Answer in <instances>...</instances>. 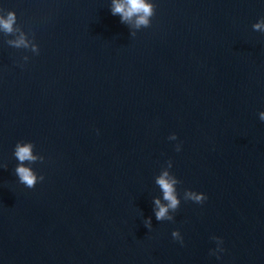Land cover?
<instances>
[{
  "label": "water",
  "instance_id": "95a60500",
  "mask_svg": "<svg viewBox=\"0 0 264 264\" xmlns=\"http://www.w3.org/2000/svg\"><path fill=\"white\" fill-rule=\"evenodd\" d=\"M149 2L137 29L112 0H0L17 18L0 28V264H264V0ZM19 142L43 157L23 163L31 189ZM165 172L180 206L157 220Z\"/></svg>",
  "mask_w": 264,
  "mask_h": 264
},
{
  "label": "clouds",
  "instance_id": "9594fccd",
  "mask_svg": "<svg viewBox=\"0 0 264 264\" xmlns=\"http://www.w3.org/2000/svg\"><path fill=\"white\" fill-rule=\"evenodd\" d=\"M111 14L113 16H119L121 18V23H131L133 19H135V27L137 29L140 28H148L151 26V18L155 15V6L153 3H150L149 0H112L111 5ZM17 23V18L14 12H8L7 17H0V28H2L6 33L11 34L14 31L13 26ZM253 29L255 31H259L264 33V19H261L260 22L255 23L253 25ZM135 36V33H132ZM15 46L17 48L24 46L28 47V44L25 41L24 34L21 33V38L17 42H15ZM31 51L35 54H39V48L37 45H32ZM27 61L28 57L24 58ZM260 120L264 121V112L259 114ZM171 140H175L176 136L172 135L169 137ZM34 145L30 142H19L15 146L14 156L20 162L19 165L15 169V174L19 178V182L25 185L27 188L31 189L36 186L38 182H42L44 177L37 176L36 173L33 172L32 169L28 167H24L23 163L25 161L30 163H35L37 160L43 162V157L34 156L33 155ZM177 151H180L179 146L176 148ZM168 167H172L171 161L168 162ZM158 185L163 190L164 199L168 201L167 207L160 204L159 200H156V205L159 208V211L156 212L157 220L168 219L171 220V217L167 216L168 210H177L180 206V200L177 198V190L176 186L180 183V181L176 178L168 179V172H165L162 177L157 180ZM184 199L186 201L190 200L198 204H202L207 197L204 194H198L193 191H185ZM145 226L150 229L151 221H145ZM172 236L175 240L183 243L182 237L178 231H174ZM219 244H222L223 241L219 238L213 237ZM220 251H223L221 248ZM215 254V253H212Z\"/></svg>",
  "mask_w": 264,
  "mask_h": 264
}]
</instances>
